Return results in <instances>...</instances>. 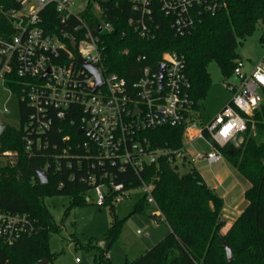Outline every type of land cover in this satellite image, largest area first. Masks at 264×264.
<instances>
[{
	"label": "trees",
	"instance_id": "obj_1",
	"mask_svg": "<svg viewBox=\"0 0 264 264\" xmlns=\"http://www.w3.org/2000/svg\"><path fill=\"white\" fill-rule=\"evenodd\" d=\"M100 2L104 12L99 22L105 20L113 24L112 31L101 33L106 65L132 84L139 79L143 65L157 66L166 51L181 52L186 58L196 109L212 83L209 64L217 62L228 82L241 59L238 47L264 21V0H228L218 11L203 13L190 31L180 35L175 33L171 17L158 13L157 35L146 39L129 24V18L136 15L133 0ZM43 15L46 28L51 32L56 30L57 13ZM87 16L97 32L98 23L91 20L93 13L88 12ZM9 23L0 12V32L4 33ZM261 39L264 41V35ZM138 55H146L147 59L138 61ZM18 79L14 74L12 80H7V85L17 94L21 89ZM19 104L20 126L4 124L0 134V154L16 152L14 162L0 157V210L29 214L33 229L13 243L0 241V264H39L45 258L52 262L57 253L51 251L49 238L51 232L60 227L55 224L44 196L69 194L73 196V205L85 203L84 194L94 187L89 175L100 179L104 171L112 174L115 182L124 183L126 189L140 186L143 180L152 183L163 218L156 213L153 215L170 227L161 240L137 259L124 264H264V103L248 116L247 128L240 134L242 141L239 136L237 141L224 146L216 143L228 161L250 182L245 191L247 205L226 231H222L226 224L221 217L223 198L196 167L182 171L180 163L170 155H161L139 174L130 166L120 170L111 163L101 165L83 147L84 137L78 133L83 110L75 115L69 113L66 119L56 121L49 130L40 133V141L47 145L41 150L34 147L29 151L24 135L32 108L21 99ZM72 118L76 120L74 125L70 122ZM66 134L71 136L68 142L63 139ZM144 134L154 149H178L182 146L184 128L163 125L148 129ZM36 135L32 136L34 140ZM184 163L185 166L187 163ZM35 166L48 168L47 182L40 181ZM116 195L117 191L108 194L105 201L114 215L106 232L107 249L124 221L115 212ZM146 205L149 204L144 197L135 203L133 211H141ZM225 243L231 247V260H228ZM99 258L104 264H114L104 252Z\"/></svg>",
	"mask_w": 264,
	"mask_h": 264
},
{
	"label": "built area",
	"instance_id": "obj_2",
	"mask_svg": "<svg viewBox=\"0 0 264 264\" xmlns=\"http://www.w3.org/2000/svg\"><path fill=\"white\" fill-rule=\"evenodd\" d=\"M133 1L136 15L129 18V24L141 37L154 39L160 27L158 13L171 17L175 33L180 35L190 31L203 13L218 11L228 0ZM0 12L11 23L5 25L4 33L0 32V83L9 87L7 80L17 75L21 85L19 99L32 108L24 135L29 151L47 145L40 141V133L66 119L69 113L75 115L83 110L78 133L84 137L83 147L101 165L111 163L120 170L130 166L139 174L161 155H170L181 166L184 161L214 163L223 156L216 143L224 146L237 141L247 128L248 116L264 103V62L247 72L242 60H238L233 73L238 81L231 78L227 82L233 99L208 123L196 118L192 83L181 52H164L157 66L143 65L139 79L129 84L123 75L106 65L101 33L112 31L113 24L99 22L104 12L100 0H4L0 2ZM54 12L59 24L51 32L43 14ZM88 12L95 17L91 20L98 23L97 32L87 19ZM146 59V55L137 56L138 61ZM83 60L98 67L101 85L97 86L95 74L83 65ZM162 64L165 70L160 85ZM70 122L76 124L74 118ZM163 125L184 128L180 148L151 147L144 131ZM33 134H37L36 140ZM70 138L66 134L63 139L68 142ZM199 138L211 148L190 150ZM15 155L16 152L5 151L0 157ZM111 175L104 171L100 179L94 174L88 177L99 204H104L114 191L118 192L115 202L129 196L124 183L115 182ZM141 186L147 203L163 218L153 194L154 185L143 180ZM32 229L29 214L0 210V241L13 243Z\"/></svg>",
	"mask_w": 264,
	"mask_h": 264
},
{
	"label": "rangeland",
	"instance_id": "obj_3",
	"mask_svg": "<svg viewBox=\"0 0 264 264\" xmlns=\"http://www.w3.org/2000/svg\"><path fill=\"white\" fill-rule=\"evenodd\" d=\"M95 5L98 7V3ZM263 35L264 21L260 22L256 30L238 47L244 64L243 69L247 72L264 62V41L261 39ZM208 69L212 75V83L206 98L200 102L195 113L197 120L203 123L210 122L233 99V92L218 63H210ZM0 123L16 127L21 124L19 95L2 83H0ZM210 148L202 138H199L190 150L207 151ZM1 159L15 160L14 157H1ZM193 166L223 198L221 217L226 224L222 231H226L247 205L245 191L250 185L249 180L224 155L218 162L193 161L185 166L182 165L181 169L187 171ZM127 193L129 196L115 203V212L124 221L118 236L108 249L105 237L114 215L109 203L97 202L94 188L84 194L85 203L76 205H73V196L69 194L57 193L44 196V202L50 209L55 224L60 227L52 231L49 238L50 249L57 255L48 264H104L99 258L102 252L114 264H124L128 260L137 259L161 240L170 227L166 221H161L153 215L156 209L152 205H146L141 211H133L135 203L145 197L142 186L127 189ZM77 258L80 260L77 261Z\"/></svg>",
	"mask_w": 264,
	"mask_h": 264
},
{
	"label": "water",
	"instance_id": "obj_4",
	"mask_svg": "<svg viewBox=\"0 0 264 264\" xmlns=\"http://www.w3.org/2000/svg\"><path fill=\"white\" fill-rule=\"evenodd\" d=\"M100 28L101 27H99V29ZM82 63L93 74H95L96 80H97V86L101 85L102 84V80H101V76H100V72L98 70V67L95 66L94 64L86 61V60H83ZM164 70H165L164 64L160 65V79H159L160 80V85H162V79H163ZM232 80L233 81H238L237 75H233L232 76ZM4 128H5V125L2 124V123H0V134L2 133V131L4 130ZM240 140H243V136L241 137ZM34 168H35V171H36L37 176L39 177L40 181L42 183L47 182L48 181V176H49L48 170H46L43 167H38V166H35ZM225 248H226V251H227L228 260H231V258H232V250H231V247L229 246V244L225 243ZM48 263H49V260L46 259V258L39 261V264H48Z\"/></svg>",
	"mask_w": 264,
	"mask_h": 264
},
{
	"label": "crops",
	"instance_id": "obj_5",
	"mask_svg": "<svg viewBox=\"0 0 264 264\" xmlns=\"http://www.w3.org/2000/svg\"><path fill=\"white\" fill-rule=\"evenodd\" d=\"M248 187H249V186H248ZM242 210H243V209H242ZM242 210H241V211H242ZM241 211L239 212V214L241 213ZM169 229H170V228H169ZM108 255L111 256V254H108ZM115 264H116V263H115Z\"/></svg>",
	"mask_w": 264,
	"mask_h": 264
}]
</instances>
